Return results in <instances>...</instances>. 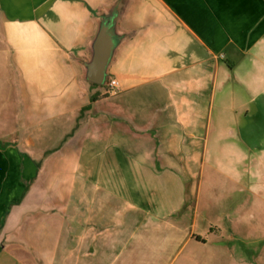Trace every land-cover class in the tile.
Wrapping results in <instances>:
<instances>
[{"label": "crops", "instance_id": "1", "mask_svg": "<svg viewBox=\"0 0 264 264\" xmlns=\"http://www.w3.org/2000/svg\"><path fill=\"white\" fill-rule=\"evenodd\" d=\"M113 5L109 93L81 63ZM0 247V264H264V0H0Z\"/></svg>", "mask_w": 264, "mask_h": 264}, {"label": "water", "instance_id": "2", "mask_svg": "<svg viewBox=\"0 0 264 264\" xmlns=\"http://www.w3.org/2000/svg\"><path fill=\"white\" fill-rule=\"evenodd\" d=\"M101 19L86 44V59L81 63V78L95 86H105L108 69L126 32L119 28L121 12L118 5L104 8L98 14Z\"/></svg>", "mask_w": 264, "mask_h": 264}, {"label": "rangeland", "instance_id": "3", "mask_svg": "<svg viewBox=\"0 0 264 264\" xmlns=\"http://www.w3.org/2000/svg\"><path fill=\"white\" fill-rule=\"evenodd\" d=\"M62 127L64 128V126H65V124H64V120L62 121ZM49 125L48 124H46L44 127H41V130L42 131H47L48 132V134L46 135V134H41L40 135V137L42 138L41 140H42V145H46L47 147L48 146H52L53 144H54V140H55V138H54V136L53 135H50L49 134V131H50V128L48 127ZM51 130H52V128H51ZM34 137V136H33ZM44 142V143H43ZM77 171H80V168H77ZM254 250H255V255H258L259 253H260V250H261V248L260 247H257V246H255L254 247Z\"/></svg>", "mask_w": 264, "mask_h": 264}, {"label": "built area", "instance_id": "4", "mask_svg": "<svg viewBox=\"0 0 264 264\" xmlns=\"http://www.w3.org/2000/svg\"><path fill=\"white\" fill-rule=\"evenodd\" d=\"M106 86H107V91L109 93H113L116 89L117 84H116L115 80H110L107 82Z\"/></svg>", "mask_w": 264, "mask_h": 264}, {"label": "trees", "instance_id": "5", "mask_svg": "<svg viewBox=\"0 0 264 264\" xmlns=\"http://www.w3.org/2000/svg\"><path fill=\"white\" fill-rule=\"evenodd\" d=\"M92 86H93V87H97V86H95V85H92ZM94 100H95V98H94V97H92V98H91V102H92V101H94ZM86 109H87V108H84L83 110H81V114H82V113H83V111H85ZM0 249H1V247H0Z\"/></svg>", "mask_w": 264, "mask_h": 264}]
</instances>
